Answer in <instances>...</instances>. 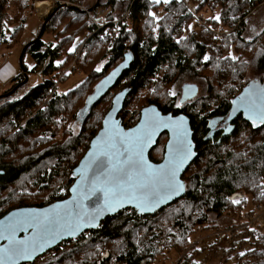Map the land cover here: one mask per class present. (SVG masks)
Returning <instances> with one entry per match:
<instances>
[{"label":"trees","instance_id":"1","mask_svg":"<svg viewBox=\"0 0 264 264\" xmlns=\"http://www.w3.org/2000/svg\"><path fill=\"white\" fill-rule=\"evenodd\" d=\"M62 1L64 2L56 6L60 7L57 10L58 13L51 18L44 32L48 34L56 32L55 34L52 33L54 41L45 42L41 38L27 51L35 63V67L34 71L30 72L25 65L26 73L30 72L31 75L39 68L40 75L45 80H41L39 84L31 87L20 98L15 96L17 91L13 96L0 100L2 102L0 125L6 129V131H0V190L18 183L24 177L30 180L32 174L38 172V179L35 184L41 189H48L58 176L67 178L69 185L67 184L68 187L64 190V194L58 197L53 194V199L49 203L64 200L69 196V188L73 183L71 173L76 167V159L78 158L74 154L79 155L80 152H86L89 148L88 142L97 130L94 121H92L95 110L110 92L92 107L85 122L81 124L79 113L94 90L86 97L83 107L73 116L74 123L78 122L80 125V132L75 140L68 144L61 143L59 145H51L52 142L45 140L39 142V149L35 148L34 150V145L31 148L28 147L31 146V141L35 142L34 139L40 135H47L55 118L62 116V111L67 104V99H65L67 93L59 92V88L55 90V82L63 69L74 62L75 53H78L76 65L80 69L85 63H89L90 55L96 51L105 53L110 59L109 63L118 62L116 67L125 60L127 54H131L132 66L123 73L116 87L111 90L119 88L125 81L123 89L130 88L129 98L139 90L149 86L159 76L161 79L159 81L169 83L172 79L168 70L196 74V68L208 66V60L205 57H212L211 49L215 50V45L219 41L215 31L219 27H224L226 29L221 31L229 30L230 32L225 34L224 40L219 42L218 48L223 55L228 54L229 58L232 59L227 52L230 44L239 43L242 46H255L257 47L255 48V66L257 71L264 75V44L258 41L264 34L248 44H244L241 39L245 30L246 19L264 0H185L195 5L197 13L200 12V9L209 7L221 11L218 18H207L204 20L206 23L203 21L204 32L201 33L200 39L196 37V31L194 32L190 28L193 21L200 22V16L197 17V13L185 6L184 0H171L168 3L157 5V10L150 7L149 0H130L129 3H122V0H96L99 5L92 15L87 13L88 8H86L88 10L80 9L83 5L81 1H79L81 5L75 1L73 3L68 0ZM6 2L7 0H0V45L6 42L1 28V16ZM63 3H69L70 6L67 7ZM159 9H161L162 14L155 16L153 12H158ZM72 10L71 19H66L64 17L66 16L64 15L65 11H68L69 14ZM97 10H102L104 13L94 22L92 16ZM120 12L121 16L125 12L127 13L128 20L134 23L133 28L127 29V21L115 39L111 40L107 34L110 29H115L114 19L116 14H120ZM143 21H145L143 26L139 27ZM73 24L75 25L73 26L74 33L70 29ZM62 26H64V30L60 31ZM80 35L84 36V41L75 49V52L70 53L68 47L70 41L73 37ZM64 52L70 54L67 55V58L65 57V60L60 61L59 57ZM22 80L23 76L19 74L10 83L13 87ZM259 81L264 83L263 78ZM7 83L9 84V82ZM235 97V95L232 96L231 91V96L227 99H217V105L211 110L201 107V110L196 111L195 104H191L184 110V107L182 108L184 114L190 118L191 128L194 132L193 140L198 152L196 160L183 176V179H186V184L189 185L183 198L154 215H138L134 210L128 209L108 217L102 221L96 230L87 231L86 235L81 236L76 242L61 244L55 251L60 252L62 247L71 246L63 256H58L61 254L57 252V256H53L54 258L51 256L47 259V254H45L33 264H78L76 261L79 264H106L111 259L110 254H101L98 261L92 262L91 258L82 256L84 245L99 243L106 246V244L109 245L119 239L124 242L125 249L123 248L118 254V262L121 264H153L154 259L153 255L150 254V247L144 252H139V248L130 234L131 230L138 224L149 223L150 221L158 222L167 217L165 213L170 207L184 201L188 203L187 206L195 207V211L184 209L179 214V219L172 229L185 236L186 225L194 222L196 217L198 218L196 226L205 229L209 225L211 227L216 226V222H208L210 214L215 215L217 219L227 216L234 220H240L246 212H252L248 210L250 206L245 208L249 200L253 206L264 204V125L253 127L252 123L238 117L231 122V127L229 131L225 132V136L220 138V134H214V121L217 118L229 116L231 102ZM42 104H44L43 107L38 108ZM152 104L157 105L165 114L177 115L181 110L174 107L173 100L164 106L157 100L151 101ZM134 113L139 119L140 115ZM122 114H126V112L123 111ZM120 118L124 126L128 128L129 125H126L123 115ZM24 121L25 124L22 126ZM209 122H213V126L210 127ZM13 130H15L13 135L8 136ZM15 139L19 140L18 143H15ZM21 139L25 141V146L27 143L29 146L21 148L18 154L19 158L15 161L5 159L11 153V149L17 148ZM159 142L150 154L151 159L155 162L158 159L154 156V152L159 148ZM163 150L162 148V152ZM49 161L51 166L45 168L44 164ZM44 206L46 204L36 207ZM198 210L199 214H196ZM6 214L7 212L0 211V219ZM214 229L216 227L210 230ZM158 232L159 235L165 237L163 248L173 244V248L170 249L173 251L177 245L175 233H170L169 229ZM167 234L169 236H166ZM228 246L234 248V251H231L233 253H243L236 258L234 264H264V222H258L249 227L242 235L232 240ZM81 258L83 259L80 260ZM194 259V256L189 257V264H204L202 261L197 263Z\"/></svg>","mask_w":264,"mask_h":264},{"label":"rangeland","instance_id":"2","mask_svg":"<svg viewBox=\"0 0 264 264\" xmlns=\"http://www.w3.org/2000/svg\"><path fill=\"white\" fill-rule=\"evenodd\" d=\"M68 1L71 3L75 1V3H77L78 5H81L79 3V1H81L83 5H81L80 9L88 8L89 10L86 9L88 10L87 13L91 15L95 10L93 12H90V9L98 3L96 2V0ZM62 2L64 1L7 0L5 7L3 8V14L1 16V28L5 35L6 42L0 45V96L14 89L10 82L16 76H18L21 71L20 57L24 47L36 40L45 20L50 15L53 14L54 16L56 13H58L57 10L60 7L58 8L56 6H59ZM123 2L129 3L130 0H122V3ZM149 2L150 7L153 10L158 9L157 5L164 4V0H159V2H157V0H149ZM45 3H47V7L46 9H43L41 6ZM50 3L51 6L49 12L46 15H43L49 8ZM183 3L194 13H197L195 5L193 3L185 0L183 1ZM63 4L67 7L70 6L69 3ZM159 10L160 11L158 12H153L155 16L162 14L161 9ZM199 11L200 12H198L196 16H200V22L195 20V22L193 21L190 24V28L193 29L194 32L196 31V37H198V39H200V36H202L201 33L204 32V27L202 25L205 22L204 20H206L207 18H218L221 12L219 9H212L210 7L200 9ZM72 12L73 10L68 14V11H65L64 15L66 16L64 17L66 19H71L70 14H72ZM126 14V12L122 16L121 12L120 14H116V17L114 19L115 29H110L109 33L107 34V36L111 38V40L115 39L116 35L120 33L122 26L127 24V21V29L131 30L133 28L134 23H132L131 20H128ZM105 22L106 21L104 20V23ZM144 22L145 21L141 22L139 24V27L143 26ZM73 26L75 25H71L70 29L74 33ZM225 29L226 28L224 27H219L218 30L215 31L218 35L219 41L218 44L215 45V50L211 49L212 57H207L209 67L202 66L196 68V74L189 72L180 73L168 70L172 79L169 83H163L159 81L161 80L159 76L158 78H155L154 81L149 84V86L139 90L133 96L127 99V105L124 107L123 110L124 112H126V114H122L123 111L121 114L123 115V119L126 125H129L128 128L135 126L139 121V119H137V116L134 115V112L140 115L141 110L151 105V101L153 100H157L163 106L165 104H170L173 100L174 107L178 109L175 105L176 103H180V99L183 93V86L185 85H195L198 89V92L194 99L189 100L188 103L186 102L184 104H180L184 107L183 110L191 104H195L197 108L196 111H198L201 110V107H204V109L211 110L215 105H217V99H227L229 96H231V91L232 96H236L239 94V92L242 91V89L248 82L253 80H260L262 78L264 79V75L260 74L255 66V48L257 47L242 46L239 43H235L232 45L230 44V48L227 49V52L230 54L231 57H235V59H230L228 54L223 55L222 51L218 48V46L220 40H224L223 36L230 32L229 30L221 31ZM63 30L64 26L60 28V31ZM137 30L139 29L137 28ZM52 33L55 34L56 32ZM52 33H44L42 40H44L45 42L54 41V36ZM261 34H264V2L261 3L255 10H253L249 17L246 19L245 30L241 36V39L243 40L244 44H248L257 40ZM84 39L85 38L83 35L73 37L70 41V44H72L70 48L72 49V51H70V53L74 52L75 49H77L78 46L84 41ZM258 41L264 44V36L259 38ZM201 42H203V39H201ZM70 53L64 52V54L59 57L60 61L65 60V57L67 58V55H69ZM25 56L26 57H24L23 60L24 67L26 65L29 68L28 71H34L35 63L33 62L31 56L29 54ZM109 62L110 59L107 55H105V53L103 54V52L96 51L95 53L90 55L89 63H85L81 67V69H78V72L73 73V71H70V73L68 74L67 82L59 86V92L62 91L63 93H67V95H65V99H67V104L65 105V108L62 111V116L55 118V121L51 125L47 135H40L37 139H34L36 140L35 142L31 141V146H29L28 143L27 146H25V141L21 139V142H19L17 148L14 150L11 149V153H9V155L5 159H7L8 161H15L19 158L18 154L20 153L21 148H27L28 146V148H31L34 145V150L35 148L39 149L38 144L41 141L48 140L49 142H52L51 145H59L61 143L68 144L69 142L75 140L80 132V125L78 122L74 123L73 116L78 110L83 107L86 97L94 90V87H96L98 82L103 77L108 75L118 63ZM97 68H100L99 72L96 71ZM25 70H27L26 67ZM30 72L28 73V84L18 89V92L16 91L17 95L15 96L19 98L22 97L31 87L36 86L41 82V71H39V68H37L34 73H31V75ZM22 76L23 80L19 84H21L25 79L24 73ZM43 79L45 80V78ZM2 82L6 84H3ZM7 82H9V84ZM124 84L125 81L121 84L119 88L111 91L109 95L104 98L103 101L97 106L95 110V115L92 119L97 129L95 131V135L101 129L104 117L111 109L113 98L124 88ZM17 85H15V87ZM169 92H175V95L170 96L168 95ZM63 93L60 94L62 95ZM1 104L2 102H0V106ZM43 105L44 104H42V106H39L38 108H42ZM181 107L179 108L181 109L180 112L182 111ZM122 115L120 117H122ZM0 121H2V119H0ZM222 122L225 123L224 120H222ZM24 124L25 121L22 123V126ZM1 130L6 131L3 125H0V131ZM14 131L15 130L10 132L8 136L11 137ZM18 141V139H15V143H18ZM167 141L168 136H163L159 142V148L154 152V156H156L158 161L161 160L163 157L162 148L166 145ZM90 142H88V145H90ZM86 152H80L79 155H77V153L74 154V156H78V158L76 159L75 166L79 164ZM49 166H51L50 161L44 164L45 168H48ZM37 175L38 172H34L30 180L27 177H24L18 183L9 185L4 190H0V211L8 213V211L10 212V210L12 211L17 208H23V206L36 207L38 205L43 204H46L47 206V204L53 199V194H56L57 197L62 196L64 194V190L68 187L67 178L65 176H58L52 182L48 189H41L38 185L36 186L35 184L38 179ZM72 185L73 183L70 185V188ZM188 187L189 185L187 184V188ZM249 202L250 200L248 201L245 208L247 209V207L250 206V209L248 210H251L252 212L255 211L256 206H258V204L256 206H253ZM52 203H49L48 205ZM187 205L188 203L184 201L175 204L167 210V213H165L167 214V217H165L164 219L158 222L150 221L149 223L138 224L133 230H131L130 234L136 246H138L139 252H144L150 247V254L153 255L154 259L153 264H189V257L192 256H194V260H196L197 263L198 261H202L204 264L236 263V258L241 256V253L231 252L234 251V248L228 245L232 241L224 242L221 239H216L214 237L212 238V233L215 231L223 230L235 224V222L239 220H234L231 219V217L228 218L227 216L217 219L215 215L210 214L208 222H216V229L210 230L215 227H211V225H209V227L211 228H198V226H196L198 218L196 217L194 222H190V224L186 225L187 229L185 231V236H182V234L180 235V232L177 233V230L173 231L172 227L177 222V220L179 219V214H181L184 209L189 211H195V207H189ZM196 214H199V210L196 211ZM167 229H169L170 233H175L174 236L176 238L177 245L175 246V249H173V251H167L166 247L163 248L165 244V237L164 235H159L158 232L159 230L167 231ZM169 234H167L166 236H169ZM69 242H76V240ZM84 246L85 248L82 252V256L91 258L92 262H94L95 260L98 261L100 259L101 254H110L111 259L106 264H121V262L117 261L118 254L124 248V242L121 239L115 242H111L109 245L106 244V246L99 243ZM70 247V245L62 247L60 252L55 251L57 249L55 248L53 251L47 253L46 258L49 259L51 256H57V252L58 254H61L58 255L61 257L65 253H67ZM105 251L107 252L105 253ZM198 251L200 253L199 256ZM82 259L83 258H81L80 260ZM183 261H185V263H183ZM76 262L79 264L78 261Z\"/></svg>","mask_w":264,"mask_h":264},{"label":"snow or ice","instance_id":"3","mask_svg":"<svg viewBox=\"0 0 264 264\" xmlns=\"http://www.w3.org/2000/svg\"><path fill=\"white\" fill-rule=\"evenodd\" d=\"M168 95L174 96L175 92ZM184 95L187 99L188 88ZM232 104L234 112L244 111L253 127L264 125V86L255 80ZM175 106L180 108L181 104ZM143 111L140 123L127 132L115 121L105 120L104 131L93 142L92 150L78 169L80 178L72 189L71 200L48 209H23L0 221V241H3L0 264L32 260L62 237H75L81 230L97 226L98 219L106 212H115L125 205H134L140 212H151L184 190L178 175L196 155L184 118L162 117L151 108ZM161 129H167L171 136L163 162L153 164L144 152ZM18 232L25 235L18 238Z\"/></svg>","mask_w":264,"mask_h":264},{"label":"water","instance_id":"4","mask_svg":"<svg viewBox=\"0 0 264 264\" xmlns=\"http://www.w3.org/2000/svg\"><path fill=\"white\" fill-rule=\"evenodd\" d=\"M98 3L93 6L91 9H90V12H93L97 7H98ZM53 17V14L50 15L44 22L41 30H40V33L38 35V37L36 38V40H34L33 42L29 43L28 45H26L22 51V54H21V57H20V70H21V73L23 74L24 73V81L17 85L16 87H14L13 90H11L10 92L4 94V95H1L0 96V100L1 99H7L11 96L14 95V93L20 89L21 87H23L24 85L28 84L29 82V78H28V74L25 72V67H24V63H23V60H24V57L28 51V49L30 47H32L33 45H35L44 35V32H45V29H46V25L49 24L51 18ZM132 66V55L131 54H127L125 56V60L119 64L117 67H115L108 75H106L105 77H103L99 82L98 84L96 85L95 89H94V92L87 98V101H86V104L84 106V108L80 111L79 113V122L82 124L85 122L86 120V117L88 116L90 110L92 109V107L98 103L99 101H101L109 92H111V90L113 88L116 87L118 81L121 79L123 73L129 69L130 67ZM257 84L261 85V86H264V83L259 81V80H255ZM251 82V81H250ZM248 82L245 87H247L249 85ZM244 87V88H245ZM185 88H188L189 89V95H188V98L185 99ZM244 88L242 89V91L236 95V97L233 99L235 100L238 96H240L243 91H244ZM131 90L130 88H126V89H123L121 90L114 98H113V101H112V106H111V109L109 110V112L105 115L104 117V120L102 122V127L101 129L99 130V132L94 136V138L91 140L90 142V145H89V149L87 150V152L85 153V155L83 156V158L81 159V161L79 162V164L74 168V170L72 171L71 173V178L73 179V185L71 186L70 190H69V197L64 199V200H60V201H56V202H53L52 204L50 205H47V206H44V207H23V208H17V209H14L10 212H8L6 215H4L0 221H5L6 218H8L11 214L13 213H16L20 210H23V209H35V210H41V209H48L50 208L52 205H57V204H62L64 201L66 200H71L72 196H73V192H72V189L73 187L76 185L77 181L79 180L80 178V174L78 172V169L81 167V162L84 161L85 157L88 155V153L92 150L93 148V142L97 140V138L101 135V133L104 131L105 129V120H109V122L111 121H115L118 126L123 129L125 132H127L129 129L131 128H134L136 127L142 117L144 116V109L146 108H151V109H154L157 113L160 114V116L162 117H168V116H172V117H183L184 118V124H185V127L187 128L188 130V139L192 142V146H193V151L196 153V155L194 157H192L189 162L182 168L181 172L179 173L178 175V179L180 180V182L184 185V190L182 192L179 193V195L177 196H173L171 199L165 201L164 203H162L159 207H157L154 211H151V212H140L138 209H136L134 207V205H125L123 206L122 208H119L117 209L115 212H106L104 213L97 221V226L95 227H88V228H85L83 230H81V232H78L75 237H71V236H64L62 237L61 239L57 240L55 243L51 244L50 246H48L47 248L44 249V251L42 253H38L37 256H35L32 260H29V261H23L21 262V264H33L35 261H37L39 258L43 257L45 254H47L48 252L50 251H53L55 248H57L59 245H61L62 243H65V242H69V241H73V240H77L79 239L85 232L87 231H92V230H96L102 223V221H104L106 218L108 217H112V216H115L117 214H119L120 212L122 211H125V210H128V209H132L134 210L138 215H145V216H148V215H154L156 214L157 212L161 211L162 209L166 208L167 206L173 204L174 202H176L177 200H180L181 198H183L186 193H187V184H186V181L183 179V176L184 174L188 171V169L190 168V166L193 164V162L196 160L197 156H198V152L196 151V144L193 140V135H194V132L191 128V123H190V118L185 115L184 113H180V114H177V115H174L173 113H163L159 107L157 105H149L148 107H145L141 110L140 112V118H139V121L138 123L133 126V127H130V128H127L124 126L123 124V121L122 119L120 118V115L122 113V111L124 110V107H125V103H126V100L130 94ZM198 92V89L195 85H185L183 86V93H182V98L180 100V103L181 104H184V103H188L189 100H192L196 97V94ZM232 100V101H233ZM182 106V105H181ZM183 108V106L181 107ZM233 108H234V105L232 104L231 102V109H230V112H229V123L234 121L235 119H237L239 116H243V119H245L247 122H250L252 123L250 120L247 119L244 111L242 109L238 110V111H233ZM259 126V124H258ZM229 129V128H228ZM229 131V130H227ZM164 134H168V140L171 136V133L167 130V129H161L159 132H157L156 136L154 137V141L151 143V145L149 147H147L145 149V152H144V155H145V158L150 162V163H153V164H158V163H162L163 162V159L159 162H155L151 159L150 157V154L151 152L157 147L158 145V142L160 140V138L164 135ZM168 143V141H167ZM167 143H166V146H165V152H166V149H167ZM164 152V153H165ZM164 155V154H163ZM87 204V202H85ZM23 235H25V233L23 232H18L17 233V237L20 238L22 237ZM0 243H3V241H0Z\"/></svg>","mask_w":264,"mask_h":264},{"label":"built area","instance_id":"5","mask_svg":"<svg viewBox=\"0 0 264 264\" xmlns=\"http://www.w3.org/2000/svg\"><path fill=\"white\" fill-rule=\"evenodd\" d=\"M104 12L102 10H97L95 15L92 16L94 22L97 21V18L102 16ZM78 58V53H75V59L72 64L63 69V71L58 75L55 82V90H58L59 86L68 80V74L70 71L73 73L78 72L79 67L76 65V60ZM258 222H264V204H258L256 206L255 211L246 212L244 214V219H240L235 222V224L219 231H215L212 233V238L221 239L224 242H230L235 238L242 235L249 227L253 226ZM87 232H85L82 236H85ZM173 248V244H170L169 247H166V250L169 251Z\"/></svg>","mask_w":264,"mask_h":264},{"label":"flooded vegetation","instance_id":"6","mask_svg":"<svg viewBox=\"0 0 264 264\" xmlns=\"http://www.w3.org/2000/svg\"><path fill=\"white\" fill-rule=\"evenodd\" d=\"M19 74H21V75H23L22 73H21V71H20V73ZM18 74V75H19ZM17 85V84H16ZM13 87H15V86H13ZM182 98V97H181ZM181 100V99H180ZM180 113H184V111H181ZM179 113V114H180ZM229 117V116H228ZM228 117H226V118H222V117H220V118H217L216 119V121H214V128H215V132H214V134H220L219 136H220V138L221 137H223V136H225L226 135V131L227 130H229L230 129V127H231V122L229 123V118ZM239 117H241V118H243V116H239ZM222 120H224V122L225 123H223L222 122ZM236 120V119H235ZM229 128V129H228ZM163 136H168V134H164ZM162 136V137H163ZM161 137V138H162ZM166 146V145H165ZM165 146L163 147V154H164V152H165ZM162 160V159H161ZM161 160H159V161H161ZM159 161H156V162H159Z\"/></svg>","mask_w":264,"mask_h":264},{"label":"bare ground","instance_id":"7","mask_svg":"<svg viewBox=\"0 0 264 264\" xmlns=\"http://www.w3.org/2000/svg\"><path fill=\"white\" fill-rule=\"evenodd\" d=\"M48 2H49V1H48ZM36 6H37V4H36ZM50 6H51V3L49 4V8L47 9L46 13H44L43 15H46V14L49 12ZM41 7H42L43 9H46V7H47V3L42 4ZM37 8H38V7H37ZM40 16H41V15H40Z\"/></svg>","mask_w":264,"mask_h":264},{"label":"crops","instance_id":"8","mask_svg":"<svg viewBox=\"0 0 264 264\" xmlns=\"http://www.w3.org/2000/svg\"><path fill=\"white\" fill-rule=\"evenodd\" d=\"M71 45H72V44H70V45L68 46L69 49L71 48ZM74 52H75V51H74ZM58 64H59V63H58ZM40 77H41L42 81H44V79H43L44 77H43L42 75H40ZM2 83H3V84H6V83H4V82H2Z\"/></svg>","mask_w":264,"mask_h":264}]
</instances>
